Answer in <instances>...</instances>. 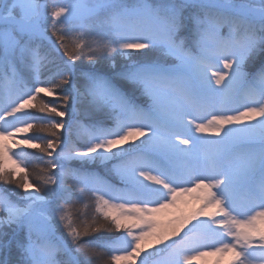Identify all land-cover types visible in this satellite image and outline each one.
<instances>
[{"label": "snow or ice", "instance_id": "snow-or-ice-1", "mask_svg": "<svg viewBox=\"0 0 264 264\" xmlns=\"http://www.w3.org/2000/svg\"><path fill=\"white\" fill-rule=\"evenodd\" d=\"M0 264H264V0H0Z\"/></svg>", "mask_w": 264, "mask_h": 264}, {"label": "rangeland", "instance_id": "rangeland-1", "mask_svg": "<svg viewBox=\"0 0 264 264\" xmlns=\"http://www.w3.org/2000/svg\"><path fill=\"white\" fill-rule=\"evenodd\" d=\"M259 65L257 64V67H258Z\"/></svg>", "mask_w": 264, "mask_h": 264}, {"label": "trees", "instance_id": "trees-1", "mask_svg": "<svg viewBox=\"0 0 264 264\" xmlns=\"http://www.w3.org/2000/svg\"><path fill=\"white\" fill-rule=\"evenodd\" d=\"M31 170V169H30Z\"/></svg>", "mask_w": 264, "mask_h": 264}]
</instances>
